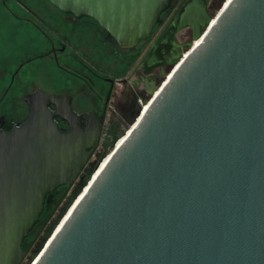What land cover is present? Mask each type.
Segmentation results:
<instances>
[{"label":"water","instance_id":"95a60500","mask_svg":"<svg viewBox=\"0 0 264 264\" xmlns=\"http://www.w3.org/2000/svg\"><path fill=\"white\" fill-rule=\"evenodd\" d=\"M49 1L94 20L121 49L150 38L172 5ZM210 7L184 0L174 10L141 61L173 31L189 27L188 41L168 52L162 83L145 87V110L139 104L104 138L96 158L99 128L81 127L83 116L40 90L27 119L0 131V264H264V0H221L216 14ZM76 183L69 206L82 195L24 263ZM60 186L66 192L42 217Z\"/></svg>","mask_w":264,"mask_h":264},{"label":"flooded vegetation","instance_id":"af4514ba","mask_svg":"<svg viewBox=\"0 0 264 264\" xmlns=\"http://www.w3.org/2000/svg\"><path fill=\"white\" fill-rule=\"evenodd\" d=\"M183 1L172 0L171 8L152 36L138 44L145 43L147 48ZM201 1L207 2L208 8L218 0ZM83 28H88L91 38L98 36L103 44L111 46L118 57L116 69H102L96 57L91 59V55L82 51ZM189 33V27L173 31L158 52L148 54L143 63L145 48L126 71L129 49L119 48L94 20L60 11L49 0H0V131H10L27 119L30 102L40 90L61 97L75 115L83 116L81 127L99 128V140L91 159L97 157L104 152V138L108 140L112 131L121 130L133 119L138 98L145 95V83L156 82L161 73L159 65L168 58V52L188 41ZM48 109L54 112L57 105L51 103ZM54 121L61 131L70 127L60 116H55ZM76 186L78 183L67 191L57 209ZM64 192L65 186L58 187L46 208H52Z\"/></svg>","mask_w":264,"mask_h":264},{"label":"rangeland","instance_id":"374dc122","mask_svg":"<svg viewBox=\"0 0 264 264\" xmlns=\"http://www.w3.org/2000/svg\"><path fill=\"white\" fill-rule=\"evenodd\" d=\"M221 0H218L213 6H211L210 8H209V13L210 14H212V13H217L218 12V10H217V5H218V3L220 2ZM226 2V1H225ZM81 36H82V38H81V41H80V43H81V47H82V51L85 53V52H87V54L88 55H91V59H92V57L93 58H95L96 57V59H97V61L99 62V65H101L102 67V69H103V67H108L109 68V70L110 69H116L117 68V66H118V57H117V55L114 53V51L112 52L111 51V49H110V47L108 46V45H105V44H103L101 41H100V39H99V37L98 36H96V38L94 37V38H91V36H90V34H89V30H88V28H83L82 30H81ZM188 37H189V35H187ZM187 37V38H188ZM114 45V44H113ZM115 46V45H114ZM146 48V45H145V43H140V44H138V45H136V46H134L133 48H131V49H129V51L128 52H126V53H128V55L130 56L129 57V61H128V63L126 64V67L127 66H129L127 69H126V71H128V70H130L131 68H132V66L134 65V62L138 59V57L140 56V54H141V52L144 50ZM188 51V49H185L184 51H183V54L185 53L186 54V52ZM94 60V59H93ZM107 68V69H108ZM166 68H167V66H163L162 67V69L163 70H166ZM161 69V67L159 68V70ZM146 74H147V72H146ZM170 74V73H169ZM168 74V75H169ZM167 75V76H168ZM166 76V77H167ZM133 79H135V76H133ZM162 81H163V78H162V76L161 75H159L158 77H157V80H156V82H155V84H157V85H160L161 83H162ZM148 83H145V87H146V85H147ZM150 84V83H149ZM142 84H140V86H141ZM130 87V86H129ZM147 94L145 93V95L144 96H146ZM144 96H140L139 98H138V101L139 100H142L143 98H144ZM134 123V122H133ZM130 125H132V124H130ZM110 151H107V153H109ZM78 189V186H76L74 189H72V191L70 192V194L66 197V199H64L63 200V202L61 203V206L57 209V211L55 212V214H54V216L51 218V220H50V222L48 223V225L46 226V228L43 230V232L41 233V235L39 236V238H38V240H37V242L34 244V246L32 247V249H31V251H30V253H29V255H28V257L24 260V263H27L28 262V260L30 259V258H33L35 255H36V253H37V251H38V247H40L41 246V244H42V242H43V240H45L46 238H48L49 236H50V233H51V229L53 228V226L56 224V222H57V220H58V218L60 217V215L64 212V210H66V209H70L69 207H71L72 206V204H74V203H72L71 204V206H69L70 205V203H71V200H72V198H73V196H74V194H75V192H76V190ZM76 201V200H75ZM50 208L51 207H48L47 208V210L44 212V214H43V217L49 212V210H50ZM68 211V210H67ZM54 231V230H53ZM51 235H52V233H51ZM30 238V237H29ZM37 249V251L35 252V250Z\"/></svg>","mask_w":264,"mask_h":264},{"label":"bare ground","instance_id":"6f19581e","mask_svg":"<svg viewBox=\"0 0 264 264\" xmlns=\"http://www.w3.org/2000/svg\"><path fill=\"white\" fill-rule=\"evenodd\" d=\"M227 2V1H226ZM199 41H200V39L199 40H197V41H194V43H193V46H195L196 44H198L199 43ZM187 53V52H186ZM170 76V74L168 75V77ZM157 90V89H156ZM156 92V91H155ZM147 107V104H144L143 106H142V110L144 111L145 110V108ZM139 118L140 117H138L137 118V120L134 122V124H136V122L139 120ZM133 124V125H134ZM132 126V125H131ZM129 133V130H127V132H126V135ZM124 139V137L123 138H120L118 141H117V143H116V146H118L119 144H120V142H122V140ZM109 156H110V152L107 154V156L101 161V163H100V165H99V167H98V169L95 171V173L93 174V178L96 176V174L100 171V169L104 166V164H105V162L107 161V159L109 158ZM86 188H87V186L84 188V190H86ZM82 195V193L75 199L76 201H74L73 203L74 204H72V206L71 207H69L70 209H68V211L65 213V215L61 218V220H60V222L57 224V226L55 227V229H54V231H53V233L52 234H54L57 230H58V228L61 226V224H62V222L65 220V218L67 217V215L69 214V212L71 211V209L73 208V206L76 204V202L78 201V199L80 198V196ZM49 240H50V238H49Z\"/></svg>","mask_w":264,"mask_h":264},{"label":"built area","instance_id":"2783aa9c","mask_svg":"<svg viewBox=\"0 0 264 264\" xmlns=\"http://www.w3.org/2000/svg\"><path fill=\"white\" fill-rule=\"evenodd\" d=\"M139 104L141 105V107L144 105V104L142 103V100H139ZM93 158H96V157L94 156Z\"/></svg>","mask_w":264,"mask_h":264},{"label":"trees","instance_id":"16d2710c","mask_svg":"<svg viewBox=\"0 0 264 264\" xmlns=\"http://www.w3.org/2000/svg\"><path fill=\"white\" fill-rule=\"evenodd\" d=\"M165 14L162 15V17L164 16ZM43 217V216H42ZM39 248V247H38ZM37 251V249L35 250V252Z\"/></svg>","mask_w":264,"mask_h":264}]
</instances>
